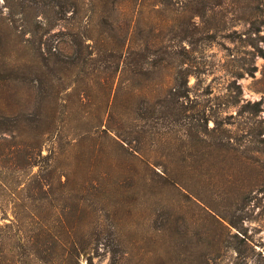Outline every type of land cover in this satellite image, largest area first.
I'll list each match as a JSON object with an SVG mask.
<instances>
[{
  "label": "rangeland",
  "instance_id": "rangeland-1",
  "mask_svg": "<svg viewBox=\"0 0 264 264\" xmlns=\"http://www.w3.org/2000/svg\"><path fill=\"white\" fill-rule=\"evenodd\" d=\"M0 264H264V0H0Z\"/></svg>",
  "mask_w": 264,
  "mask_h": 264
},
{
  "label": "trees",
  "instance_id": "trees-1",
  "mask_svg": "<svg viewBox=\"0 0 264 264\" xmlns=\"http://www.w3.org/2000/svg\"><path fill=\"white\" fill-rule=\"evenodd\" d=\"M78 254L77 253H69V254H62V259L64 260V261H67V262H69L73 257L74 258H76V257H78L77 256ZM40 259V258H39Z\"/></svg>",
  "mask_w": 264,
  "mask_h": 264
}]
</instances>
